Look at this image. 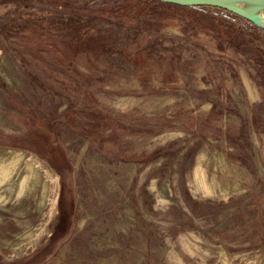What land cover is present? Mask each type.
<instances>
[{
	"label": "rangeland",
	"instance_id": "374dc122",
	"mask_svg": "<svg viewBox=\"0 0 264 264\" xmlns=\"http://www.w3.org/2000/svg\"><path fill=\"white\" fill-rule=\"evenodd\" d=\"M58 1L0 0V166L21 152L28 176L0 185V264H264V31ZM75 13L114 50L74 42ZM118 20L151 52L126 58Z\"/></svg>",
	"mask_w": 264,
	"mask_h": 264
},
{
	"label": "trees",
	"instance_id": "16d2710c",
	"mask_svg": "<svg viewBox=\"0 0 264 264\" xmlns=\"http://www.w3.org/2000/svg\"><path fill=\"white\" fill-rule=\"evenodd\" d=\"M42 2H46V3H60L61 1L58 0H41ZM131 0H129L128 2H126L125 4H123L121 6L120 9H112L110 12L111 13H117V11L121 10L124 6V8L127 9H135V10H139L140 13H144L146 12V10L148 12H150V14H155L154 13V8L152 6L157 5L163 8H175V9H197V8H184V7H179V6H174V5H169V4H164V3H160L154 0H137V2L135 4L130 2ZM68 4V3H66ZM69 6V5H67ZM71 8H75V7H71ZM152 11V12H151ZM236 18L240 19L239 17L235 16ZM74 42H84L82 44H80L79 46L82 48H95V49H99L101 51L104 52H112V50H114L113 48L115 47L114 44V40H112L111 42L103 41V37H104V30L105 27H99L97 22H104L105 24L111 22L110 19L103 17V16H96L94 14H88L85 15L83 13H75L74 14ZM120 19V17L118 18ZM212 24H214L213 21H210ZM253 26V25H250ZM255 27V26H253ZM125 24L124 21L118 20L116 21L113 25H111V27L109 29H106L107 31L110 32H114L119 34L121 37H123V39L119 38V37H115L116 40L120 41L121 43V47H120V51L121 53L124 55H126V58H130L129 56L131 55V50H132V46L133 45H137L139 52H142L143 50L148 51L147 53L151 52L149 51V48H147V46H141L137 43V37L133 36L132 38H129L127 33L124 32ZM231 29H233V27H230ZM257 28V27H255ZM98 34L99 37L98 39H95V35ZM95 39V40H94ZM118 45V44H116ZM44 82L42 81L41 84H43ZM59 157H63L61 160L65 161V157H64V153L62 152L61 149H59ZM158 157V154L154 155L153 158ZM54 166L56 167H60L58 165V163H54Z\"/></svg>",
	"mask_w": 264,
	"mask_h": 264
},
{
	"label": "water",
	"instance_id": "95a60500",
	"mask_svg": "<svg viewBox=\"0 0 264 264\" xmlns=\"http://www.w3.org/2000/svg\"><path fill=\"white\" fill-rule=\"evenodd\" d=\"M184 8H216L264 31V0H154ZM262 18H261V17Z\"/></svg>",
	"mask_w": 264,
	"mask_h": 264
},
{
	"label": "bare ground",
	"instance_id": "6f19581e",
	"mask_svg": "<svg viewBox=\"0 0 264 264\" xmlns=\"http://www.w3.org/2000/svg\"><path fill=\"white\" fill-rule=\"evenodd\" d=\"M13 152L14 151H12V153ZM24 159L25 158L23 153L16 152L11 162H9L8 164L2 163V165L0 166V185L11 183L13 177L17 176L21 179L19 181V188L23 189L25 187L28 176L24 175L22 177V175H20L21 169L19 167L21 163H23ZM201 161L202 160H199L196 167L194 168L195 181L199 189L203 190L207 194H212V189L208 183L207 174ZM25 169H32L30 162H25Z\"/></svg>",
	"mask_w": 264,
	"mask_h": 264
}]
</instances>
